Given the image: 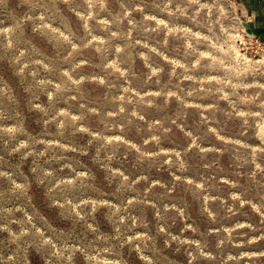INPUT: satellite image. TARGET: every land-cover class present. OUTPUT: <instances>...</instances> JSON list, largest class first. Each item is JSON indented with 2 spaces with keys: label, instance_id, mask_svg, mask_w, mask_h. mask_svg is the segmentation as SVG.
<instances>
[{
  "label": "rangeland",
  "instance_id": "rangeland-1",
  "mask_svg": "<svg viewBox=\"0 0 264 264\" xmlns=\"http://www.w3.org/2000/svg\"><path fill=\"white\" fill-rule=\"evenodd\" d=\"M239 0H0V264H264V39Z\"/></svg>",
  "mask_w": 264,
  "mask_h": 264
},
{
  "label": "crops",
  "instance_id": "crops-1",
  "mask_svg": "<svg viewBox=\"0 0 264 264\" xmlns=\"http://www.w3.org/2000/svg\"><path fill=\"white\" fill-rule=\"evenodd\" d=\"M248 27L264 39V0H239Z\"/></svg>",
  "mask_w": 264,
  "mask_h": 264
}]
</instances>
